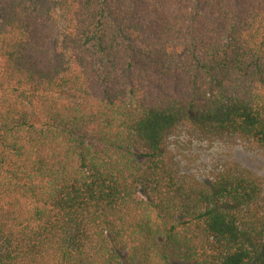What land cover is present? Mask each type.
<instances>
[{
  "label": "trees",
  "instance_id": "16d2710c",
  "mask_svg": "<svg viewBox=\"0 0 264 264\" xmlns=\"http://www.w3.org/2000/svg\"><path fill=\"white\" fill-rule=\"evenodd\" d=\"M264 151V0H0V264H264V182L182 175L181 125Z\"/></svg>",
  "mask_w": 264,
  "mask_h": 264
},
{
  "label": "rangeland",
  "instance_id": "374dc122",
  "mask_svg": "<svg viewBox=\"0 0 264 264\" xmlns=\"http://www.w3.org/2000/svg\"><path fill=\"white\" fill-rule=\"evenodd\" d=\"M168 144L184 176L204 180L227 165L238 164L264 182V151L237 137L211 136L184 124L169 135Z\"/></svg>",
  "mask_w": 264,
  "mask_h": 264
}]
</instances>
